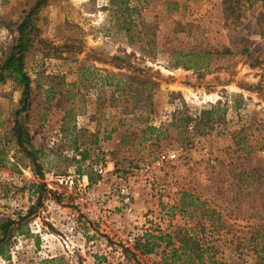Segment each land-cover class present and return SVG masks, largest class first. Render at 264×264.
Returning a JSON list of instances; mask_svg holds the SVG:
<instances>
[{"label":"rangeland","instance_id":"1","mask_svg":"<svg viewBox=\"0 0 264 264\" xmlns=\"http://www.w3.org/2000/svg\"><path fill=\"white\" fill-rule=\"evenodd\" d=\"M37 1L0 0V66ZM119 2L45 0L24 57L27 110L16 115L22 87L6 73L0 81V218L17 220L0 264H161L164 241L148 254L135 247L147 227L188 228L217 260L259 264L264 4L233 24L222 0H129L138 15L126 31ZM190 52L201 68H187ZM15 120L37 165L16 145ZM93 163L108 168L103 178ZM119 186L133 191L130 210ZM88 191L120 226L82 211ZM183 192L195 204L186 216L170 209Z\"/></svg>","mask_w":264,"mask_h":264},{"label":"trees","instance_id":"2","mask_svg":"<svg viewBox=\"0 0 264 264\" xmlns=\"http://www.w3.org/2000/svg\"><path fill=\"white\" fill-rule=\"evenodd\" d=\"M257 1L264 4V0H222L225 21L231 18V23L239 24V21L242 19L246 9L250 8L252 4ZM128 2L129 0H120L117 6L120 14L118 27L121 30L124 29L126 31L131 28L132 24L133 27H135L134 16L138 15V9L136 7L130 8L128 6ZM44 3L45 0H38L18 24L16 43L11 48L9 55L4 59L2 65L0 66V81L5 77L6 73L22 87V97L20 100L21 108L16 111V115H19L21 112L27 110L28 107L31 81L24 68V57L30 48V37L34 31L33 18L40 6ZM185 57L189 58V61L186 62L187 65H189L187 68H201L198 61L202 60V56L196 55L195 52H190L185 55ZM183 63H185L184 60H180L178 57L174 59V66L176 67ZM202 116H205L208 122L209 120L216 121L219 119L216 116H212L209 111H203ZM11 133L15 138L18 148L31 159L34 165H37L34 153L25 145V132L18 120H15ZM2 152L3 151L0 150V155ZM187 195L188 194L186 192H183L177 200V204L171 206V211L175 209V207H179V211L183 215L188 213L187 209L194 207L193 205L195 204L192 201H186ZM17 217H19V220L22 219L21 216ZM204 217H210V215H204ZM16 223L17 220L11 218H0V253H3V247L6 241H8L12 236V231L14 230V225ZM191 233L192 230L188 228H176L175 230L166 233L155 228L153 231L150 230L145 232L142 239L136 243L135 247L141 254H148L152 253L155 248L160 246L161 243H158L159 241H164V245L162 246L163 254L161 264H184V262L185 264H194L196 262L197 264H234L222 259L217 260L215 256L211 254V246L197 240L195 237H191ZM173 239H175V243L173 242ZM159 248H161V246ZM257 257V259H259V264H264V255L260 254V250L259 256ZM240 262L238 264H241Z\"/></svg>","mask_w":264,"mask_h":264},{"label":"built area","instance_id":"3","mask_svg":"<svg viewBox=\"0 0 264 264\" xmlns=\"http://www.w3.org/2000/svg\"><path fill=\"white\" fill-rule=\"evenodd\" d=\"M176 155L174 153H169L167 156H161L156 159L153 167L160 168L164 163L172 161L175 159ZM106 158V156H105ZM92 170H94L100 177L103 178L104 174L107 172L106 167H103L102 164L93 163L91 164ZM81 186L84 190H89V179L86 175L81 178ZM119 184L122 183V178H117ZM119 193L122 196V203L127 206V209H131V203L133 200V191L131 192L126 186H119ZM84 212H91L92 219L96 221H101V223H112L113 226H120L121 221L115 219V216L108 210V207L104 204V201L100 199V196L94 192L88 191L87 197L82 201ZM106 228V227H105ZM150 231L149 228H145L144 232ZM137 239L136 235L130 234L128 238L129 243H134Z\"/></svg>","mask_w":264,"mask_h":264}]
</instances>
